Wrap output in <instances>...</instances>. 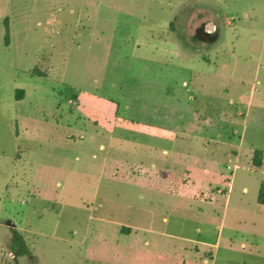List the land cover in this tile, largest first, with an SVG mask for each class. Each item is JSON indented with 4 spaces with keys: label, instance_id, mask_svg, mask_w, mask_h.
Instances as JSON below:
<instances>
[{
    "label": "rangeland",
    "instance_id": "374dc122",
    "mask_svg": "<svg viewBox=\"0 0 264 264\" xmlns=\"http://www.w3.org/2000/svg\"><path fill=\"white\" fill-rule=\"evenodd\" d=\"M256 149L264 0H0V264H264Z\"/></svg>",
    "mask_w": 264,
    "mask_h": 264
},
{
    "label": "crops",
    "instance_id": "0c3cea01",
    "mask_svg": "<svg viewBox=\"0 0 264 264\" xmlns=\"http://www.w3.org/2000/svg\"><path fill=\"white\" fill-rule=\"evenodd\" d=\"M217 19L219 21H216ZM222 29H223V22H222L220 17L216 16L215 19H213V20L208 22V27L203 29L204 33H206L209 36H213L212 41L204 42L202 35L199 32H197L196 36H195V40L193 41V45L199 46L200 44L204 45L206 43V45H208V47L211 50L216 52V47L219 45V43H220L219 41H220L221 36H222V34H221L222 33ZM172 97H174V96H172ZM175 97L177 98V95ZM190 99H194V98H190ZM201 118H202V116L199 115L198 116V120H200ZM137 124H140V123H137ZM161 128H164V127H161ZM102 147H103V145H102ZM165 153H167V150H165ZM164 166H165L164 168L158 169L155 164H152V166L150 168H148V167L139 166V163H138L137 165L131 166V170L133 171L134 174L137 173V174L145 175V176L159 175V174L165 175V174L170 172L168 170V168H170L171 165L168 164V162H167ZM188 179H190V178H188ZM174 189L175 188L172 189L171 187H167V185H165V186L162 185L157 190H159L161 192H167L168 190H172L173 191ZM137 228L138 227H134V226L131 225V235L133 234V232L135 230H136V233H137V231L140 230V228H138V229Z\"/></svg>",
    "mask_w": 264,
    "mask_h": 264
},
{
    "label": "trees",
    "instance_id": "16d2710c",
    "mask_svg": "<svg viewBox=\"0 0 264 264\" xmlns=\"http://www.w3.org/2000/svg\"><path fill=\"white\" fill-rule=\"evenodd\" d=\"M5 24V44L9 45L10 43V22L9 17L4 19ZM39 72V71H37ZM40 73H43L40 71ZM24 89H17L16 91V98L22 99L24 96ZM263 155L264 151L262 149H256L254 152L253 162L256 167H261L263 164ZM258 203L264 204V182L261 183L259 194H258ZM15 233L12 236L11 241V250L16 253V255H31V250L25 242L24 235L20 232L15 230Z\"/></svg>",
    "mask_w": 264,
    "mask_h": 264
}]
</instances>
